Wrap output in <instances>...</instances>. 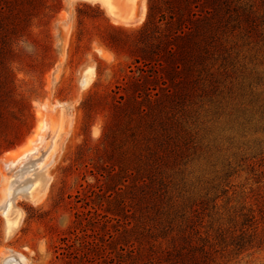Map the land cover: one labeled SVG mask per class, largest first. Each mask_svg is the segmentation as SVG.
<instances>
[{
  "label": "rangeland",
  "instance_id": "obj_1",
  "mask_svg": "<svg viewBox=\"0 0 264 264\" xmlns=\"http://www.w3.org/2000/svg\"><path fill=\"white\" fill-rule=\"evenodd\" d=\"M112 1L122 15L141 11V19L115 22L100 1L34 0L39 5L24 4L11 16L16 33L12 26L0 31V61L13 70L18 97L33 106L25 119L0 83V264H169V251L191 244H206L210 264H264V243L238 250L217 238L240 233L250 208L264 214V24L228 30L224 49L187 92L179 87L181 94L164 97V87H178L156 65L157 78L147 85L163 100L156 113L174 130L178 147L162 166L163 185L143 186L142 197L135 187L119 189L126 173L109 175L112 167L120 170L122 156L104 130L118 122L119 94L137 90L130 86L142 74L136 58L151 47L139 34L148 0ZM1 69L0 63V79ZM93 95L102 100L86 125L83 101ZM47 109L54 126L60 121L64 128L55 150L25 156L19 147L36 134L39 112ZM8 141L15 145L8 148ZM32 165L48 177L34 199L19 192L21 168ZM126 178L131 185L133 177ZM10 202L18 218L13 228ZM255 236L264 238V223Z\"/></svg>",
  "mask_w": 264,
  "mask_h": 264
},
{
  "label": "trees",
  "instance_id": "obj_2",
  "mask_svg": "<svg viewBox=\"0 0 264 264\" xmlns=\"http://www.w3.org/2000/svg\"><path fill=\"white\" fill-rule=\"evenodd\" d=\"M33 2L34 0H0V31L5 33V27L12 26L13 33H16L17 25L11 16H16V10L23 11L24 4L33 5ZM37 5L39 4L33 7ZM40 5H43V2ZM262 17L264 0H148L147 17L139 34L142 38H150L151 47L141 48L136 58V62L142 64L138 68L142 74L130 86L137 90L133 94H119L116 99L117 110L113 115L118 122L116 126H108L104 130V140L122 156L120 170L116 172V168L112 167L109 175L120 177L126 173L128 177H133V182L128 186L124 184L128 181L127 176H124L120 190L131 186L138 191L142 190L143 186L163 185L162 166L169 163L168 153L172 148L178 147L173 135L174 130L167 127L166 119L161 114L156 113L163 100L161 97L153 98L152 87L147 85L157 78L154 77L158 73L156 65L160 66L163 75L171 84L178 87L175 92H171L169 87H164V97L171 98L181 94L179 87L187 92L196 80V74L208 68V60L224 49L222 39L226 32L243 25L253 29L260 25L258 20L264 24V19H260ZM4 37L6 38V34ZM5 41L2 40V43ZM8 50L12 51V48ZM2 51L5 52L0 45V52ZM0 63L3 73L0 83L6 99L16 105L25 119L32 117L31 101L26 97H18L16 93L13 70L6 60L2 62L1 59ZM146 67L148 69H145ZM163 75L159 78L166 84L167 80ZM140 89L145 95L143 100H139L142 96ZM101 100V95H93L83 101L86 125ZM1 145L0 143V147ZM14 145V142L8 141L7 147ZM88 146L87 139L80 146L79 159L84 157ZM145 193L147 192L142 193V197H145ZM139 201L142 202V199ZM259 211L262 212V209ZM242 215L244 218L240 233L236 235L234 230L233 236L217 238L238 250L261 246L264 238L255 236V233L261 222L264 223V214L259 218L255 210L250 208ZM249 229H253V233L250 234ZM205 245L197 248L191 244L188 250L182 247L174 250L175 252L169 251L166 261L169 264H210ZM198 249L199 255L195 252Z\"/></svg>",
  "mask_w": 264,
  "mask_h": 264
},
{
  "label": "bare ground",
  "instance_id": "obj_3",
  "mask_svg": "<svg viewBox=\"0 0 264 264\" xmlns=\"http://www.w3.org/2000/svg\"><path fill=\"white\" fill-rule=\"evenodd\" d=\"M94 1H100L102 4H104L107 9L109 10L112 18L115 20V22L118 23H129L132 21H137L141 19V11L139 13V17L135 18L134 17V10L126 13L128 15H122L116 4L113 3L112 0H94ZM125 14V13H124ZM87 82V78L84 77L83 83ZM44 107H48L46 104L43 105ZM42 116V119L39 121L38 127H37V132L36 134L33 135V137L29 140V143H24L22 146L19 148L23 150V155L27 156L29 154H32L34 152L42 150V148H46L44 154L42 157H45L48 154H52L53 151L55 150V145L57 138L59 136V133L64 129L62 123L59 121L55 126V121H53L51 118V111L50 109H47V111L42 113L41 111L39 112ZM47 133V134H46ZM43 139L41 143L38 145L37 143V138ZM36 138V140H35ZM46 145V147H45ZM11 155H14L15 157L17 156L16 150H12L8 152ZM24 157V156H23ZM19 159V158H18ZM22 159V158H21ZM20 160V159H19ZM18 162L15 161L13 163L16 164ZM19 163V162H18ZM18 167L17 169H19ZM25 168V167H23ZM21 168L22 172L24 174L23 181L24 184H22L19 188V192L22 195H26L31 199H34L35 196H37V191H42L43 188L46 187L47 185V175L46 173H41V172H36V168L34 165L23 169ZM16 169V170H17ZM28 172V173H26ZM8 212L10 213V216L8 218V226L9 228H13L17 225L18 223V218L17 216H13V207L12 203L10 202L8 205ZM13 258V256H11Z\"/></svg>",
  "mask_w": 264,
  "mask_h": 264
},
{
  "label": "water",
  "instance_id": "obj_4",
  "mask_svg": "<svg viewBox=\"0 0 264 264\" xmlns=\"http://www.w3.org/2000/svg\"><path fill=\"white\" fill-rule=\"evenodd\" d=\"M139 13H140V12L134 14V17H135V18H138V17H139Z\"/></svg>",
  "mask_w": 264,
  "mask_h": 264
}]
</instances>
